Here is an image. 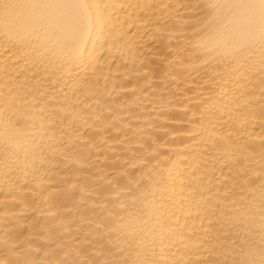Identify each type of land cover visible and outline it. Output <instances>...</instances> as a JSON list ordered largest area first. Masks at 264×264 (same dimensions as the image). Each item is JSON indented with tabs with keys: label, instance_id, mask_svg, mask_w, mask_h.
Masks as SVG:
<instances>
[{
	"label": "bare ground",
	"instance_id": "obj_1",
	"mask_svg": "<svg viewBox=\"0 0 264 264\" xmlns=\"http://www.w3.org/2000/svg\"><path fill=\"white\" fill-rule=\"evenodd\" d=\"M0 264H264V0H0Z\"/></svg>",
	"mask_w": 264,
	"mask_h": 264
}]
</instances>
